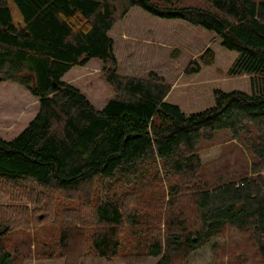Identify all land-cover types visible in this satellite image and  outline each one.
Wrapping results in <instances>:
<instances>
[{
    "label": "trees",
    "instance_id": "16d2710c",
    "mask_svg": "<svg viewBox=\"0 0 264 264\" xmlns=\"http://www.w3.org/2000/svg\"><path fill=\"white\" fill-rule=\"evenodd\" d=\"M135 6L215 33L237 53L229 74H247L250 90L216 88L210 106L185 113L166 100L162 76L118 72L109 31ZM91 58L113 90L101 109L62 80ZM213 59L210 48L199 56ZM199 70L196 61L186 68ZM2 81L37 97L38 111L13 139L0 137V193L44 212L0 204V264L10 258L7 233L32 221L45 225L37 249L64 264L87 254L185 264L226 227L250 235L229 264H264V0H0ZM218 136L248 155L236 168L201 162Z\"/></svg>",
    "mask_w": 264,
    "mask_h": 264
},
{
    "label": "rangeland",
    "instance_id": "374dc122",
    "mask_svg": "<svg viewBox=\"0 0 264 264\" xmlns=\"http://www.w3.org/2000/svg\"><path fill=\"white\" fill-rule=\"evenodd\" d=\"M10 6L14 19L20 20L12 1ZM109 34L114 40L118 72L138 77H146L149 72H155L162 76L170 85L166 100L177 104L185 113L210 106L213 103L212 93L216 88L224 91L250 90L247 74L230 75L228 72L237 53L223 47L215 33L202 27L180 19L159 18L135 6L115 22ZM206 48H210L214 56L210 65H203L199 61V56ZM192 61L199 64L200 70L188 73L186 68ZM66 77L72 79L73 85L97 108L112 97V86L105 80L102 61L98 58H91L84 66H73ZM22 89L30 97L21 98L15 91L0 84V104L13 111L27 105L26 102L30 100L31 108L26 106L29 107L27 116L30 111L32 115L35 112V99L24 87ZM27 119L29 118L25 116L10 129L0 130V137L5 140L13 139L25 127ZM237 145L239 144L235 140L218 136L216 142L204 145L199 150L201 162L210 166L211 170L236 168L237 163L243 161L245 156L248 157ZM0 204H22L29 213L35 210L44 212L43 204L32 203L27 197L11 200L6 194L0 193ZM44 228V223L32 221L28 228L10 230L5 237L10 254L7 264H64V256L48 257L37 249L34 233ZM249 239L250 235L241 234L233 227H226L219 235L190 252L185 258V264H229V250L236 244H247ZM158 259L150 255L137 261L122 262L87 254L76 264H156ZM182 261L173 262L177 264ZM254 264L258 263L254 261Z\"/></svg>",
    "mask_w": 264,
    "mask_h": 264
},
{
    "label": "crops",
    "instance_id": "0c3cea01",
    "mask_svg": "<svg viewBox=\"0 0 264 264\" xmlns=\"http://www.w3.org/2000/svg\"><path fill=\"white\" fill-rule=\"evenodd\" d=\"M72 68V67H71ZM70 68V69H71ZM69 69V70H70ZM68 70V71H69ZM67 71V72H68ZM67 72L62 76V80H64V81H66V82H68V83H71V84H73L72 83V79H70V78H67L66 76H67ZM0 84H2V85H4L5 86V88H8V89H10V90H12V91H15L18 95H20V97L22 98V97H30V96H28V94H26V92L22 89V86H20V85H18V84H16V83H14V82H10V81H2V82H0ZM31 95V94H30ZM32 97H34V99H35V102H36V104H35V112L31 115V111H30V113H28V116H27V112L29 111V107H30V100H28V102H26L27 103V105H23V107H21V108H19L18 110L17 109H15V110H13V111H10L8 108H4L5 106H2L1 104H0V130H4V131H6L5 129H10L12 126H14V124H15V122H18L19 120H21L22 118H24L25 116L27 117V118H29V119H27V122H26V125H27V123L34 117V115L36 114V112L38 111V98L37 97H35V96H33V95H31ZM87 98V97H86ZM25 99H27V98H25ZM88 99V98H87ZM89 100V99H88ZM90 101V100H89ZM108 101V100H107ZM107 101H105V103L107 102ZM91 103V102H90ZM105 103H103V105L101 106V107H99V108H97V107H95L92 103V105L95 107V108H97V109H101L104 105H105ZM24 104H25V102H24ZM26 106H29V107H26ZM31 108V107H30ZM29 115H31V117L29 116ZM29 120V121H28ZM25 125V126H26Z\"/></svg>",
    "mask_w": 264,
    "mask_h": 264
}]
</instances>
